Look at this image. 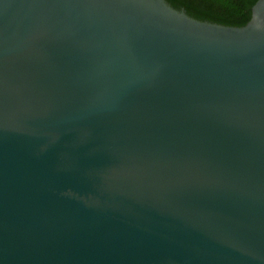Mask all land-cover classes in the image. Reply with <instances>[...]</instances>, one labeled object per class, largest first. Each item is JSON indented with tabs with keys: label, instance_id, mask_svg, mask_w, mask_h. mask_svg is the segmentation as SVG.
<instances>
[{
	"label": "water",
	"instance_id": "obj_1",
	"mask_svg": "<svg viewBox=\"0 0 264 264\" xmlns=\"http://www.w3.org/2000/svg\"><path fill=\"white\" fill-rule=\"evenodd\" d=\"M0 264H264V0H0Z\"/></svg>",
	"mask_w": 264,
	"mask_h": 264
},
{
	"label": "trees",
	"instance_id": "obj_2",
	"mask_svg": "<svg viewBox=\"0 0 264 264\" xmlns=\"http://www.w3.org/2000/svg\"><path fill=\"white\" fill-rule=\"evenodd\" d=\"M173 8L183 9L195 19L242 26L251 15V7L257 0H166Z\"/></svg>",
	"mask_w": 264,
	"mask_h": 264
}]
</instances>
